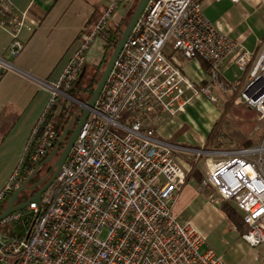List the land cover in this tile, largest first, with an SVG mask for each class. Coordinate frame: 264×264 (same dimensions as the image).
Listing matches in <instances>:
<instances>
[{"label": "built area", "instance_id": "built-area-1", "mask_svg": "<svg viewBox=\"0 0 264 264\" xmlns=\"http://www.w3.org/2000/svg\"><path fill=\"white\" fill-rule=\"evenodd\" d=\"M27 16L0 0V28L11 35V58L25 48L21 36ZM96 32L75 52L57 85L48 86L52 98L26 149V176L35 174L53 150L58 120L46 124L47 115L56 96L67 99L66 90L80 78ZM178 55L208 63V79L200 89L177 64ZM229 57L241 74L234 82L223 76ZM215 89L264 121V40L256 51L244 48L205 17L201 0H151L41 206H29L36 219L27 238L8 240L0 234L1 258L13 264H226L214 251L203 250L205 238L190 222L174 215L179 192L198 169L216 201L241 214L248 227L242 240L252 248L264 245V141L236 149H186L159 139L137 117L155 109L176 115L190 100L188 92L217 103ZM179 154L193 157L195 166L186 171ZM19 169L7 190L25 182Z\"/></svg>", "mask_w": 264, "mask_h": 264}, {"label": "crops", "instance_id": "crops-1", "mask_svg": "<svg viewBox=\"0 0 264 264\" xmlns=\"http://www.w3.org/2000/svg\"><path fill=\"white\" fill-rule=\"evenodd\" d=\"M69 1L76 3L78 0ZM134 1L86 0L93 9L86 17L88 18L87 25H85L84 30L73 34V41L70 44L59 47L52 33L60 23H63L64 15H59L60 12L57 9L61 7L64 0H8L17 13H27L28 28L21 36L25 48L17 58H11L7 53V48L12 40L11 35L0 28V202L7 188L12 185L13 179H15L25 158V152L34 129L51 101L52 92L47 85H57L75 52L87 38L95 34L96 31L92 32L87 28L95 22H97L96 26H99L100 14L102 15L101 18H106L111 16L119 6L123 7L122 22L129 14ZM222 1L201 0L205 17L223 33L238 41L244 48L256 51L264 40V34L252 43H246L247 39L237 36L233 25L223 16L214 18L207 15L206 9L214 3ZM121 22L115 26L120 25ZM102 27L108 26L103 25ZM3 60L10 65L3 64L1 62ZM177 64L197 89L208 79L209 65L202 58L188 60L178 55ZM38 71H45L46 73L37 76L29 74V72ZM223 76L229 82L237 81L241 77L234 65L233 57L224 61ZM214 94L219 99L217 103L209 102L203 95H193L192 92H188L187 99L190 100L181 112L170 116L160 109H155L149 113V123L145 127L146 129H154L159 139L169 142L186 127L182 135L173 144L186 149L223 150L225 145L222 140L223 138L227 139L226 134L223 133L221 135L223 138L214 140L211 139V136L215 134L220 120L219 107L226 99L225 97L228 98L229 96L223 94L219 89H215ZM233 117L236 124L238 119ZM237 127L245 136L243 130L239 126ZM255 131H257L256 128ZM252 133L249 138H251ZM251 139L253 140V138ZM213 145L214 147H212ZM180 155L178 156L179 162L186 171L191 166H195V163L190 159L185 160ZM200 165L202 167V164ZM197 171L202 175L200 169ZM194 173L189 175L185 187L179 192L174 203L175 216L181 222H190L204 236L203 250L214 251L213 248L208 247L207 239L216 232L219 234L220 242H224L223 244H234L242 248L246 244L235 226L222 211L223 203L216 201L218 195L210 186H205L203 182L199 183L193 177ZM236 212L241 218V214ZM180 216L184 217L180 219ZM225 260L227 264H230L227 258ZM0 264L13 263L11 259H3L0 256Z\"/></svg>", "mask_w": 264, "mask_h": 264}, {"label": "rangeland", "instance_id": "rangeland-1", "mask_svg": "<svg viewBox=\"0 0 264 264\" xmlns=\"http://www.w3.org/2000/svg\"><path fill=\"white\" fill-rule=\"evenodd\" d=\"M138 2L139 0H135L132 3L130 12L129 14H127L126 19L124 20L122 31L125 29L126 24L134 13ZM57 10L58 12H60L59 15H64V19L63 23L59 24L58 28L53 31L52 35L55 36V41L58 42L59 47H64L65 45H68L73 41V34L75 32L79 33L80 31L84 30L85 25H87L88 23V18L86 17L88 13H90L93 9L86 2V0H84L83 2L82 0H78L76 3H71L69 0H64V3H62L61 7ZM206 11L209 17L213 16L215 18L223 16L233 25L234 32L237 36H242L247 39L246 43H252L258 37L264 34V3H262L260 0H243L238 4H232L228 0H223L220 3H214V5L206 9ZM123 12L124 8L119 6L109 17L101 18L102 15L100 14L99 19L101 20L99 21L98 25L114 27L121 22ZM96 23L97 22L93 23L87 29H89V31L95 32L96 30H98ZM102 26L101 28H103ZM62 27L63 30H61ZM91 42L92 43H90V48L87 52L86 61V63L88 62L89 66H91V64H96L101 59L100 57L104 44L103 39L100 36H94ZM51 57L52 56L50 55V58ZM92 72V68L89 67L87 69L86 75L83 77L82 82L84 87L88 85V81L90 80ZM43 73L45 74L46 72H29V74L33 76H37L38 74ZM58 96L63 97L60 94ZM85 97L86 95L82 92L76 99L82 101L83 99H85ZM225 98L226 99L219 107L221 115L217 125L216 135L218 139L223 133H225L227 136V139L221 137L223 138L222 142L225 145V147L222 148L223 150L240 148L243 147L241 145V142L245 139V136L242 135L240 129L234 123L235 118L230 113V109L238 106H235L231 102V97ZM67 99L72 102L69 98ZM141 115H137V117H139V119L143 123L144 128H146L145 126L149 123V114L142 116ZM257 121L258 124L256 129L258 130H254L251 136V138H253L254 140V145H258L264 141V121H261L260 119H258ZM212 147H214V145ZM180 156L185 160H193V157H191L190 155ZM57 157L53 158V161L57 160ZM26 197L27 193L24 192L19 197V199H24ZM182 217L180 216V219ZM218 236L219 234L217 232L211 234V237L207 239L208 247L213 248L216 255H218L219 257L221 256L226 264V258L228 259V262L230 264H264V245L252 248L245 243L246 245L241 248L238 245L234 244H223L224 242H220Z\"/></svg>", "mask_w": 264, "mask_h": 264}, {"label": "trees", "instance_id": "trees-1", "mask_svg": "<svg viewBox=\"0 0 264 264\" xmlns=\"http://www.w3.org/2000/svg\"><path fill=\"white\" fill-rule=\"evenodd\" d=\"M123 25H124V21H122L121 24L118 26L103 27V28H100L96 32V35L100 36L104 42L103 50H102L101 57H100L101 59L96 64H91V66H89L88 62L84 65L83 77L86 75L87 69L89 67H91L93 70L92 75L90 77V80L88 81V85L84 87L83 82H82L83 77H82V79L79 78L77 80V82H75V84L71 88L66 90V92L68 93V95L70 97L76 99L79 96V94L83 92L86 95V97H85V99L82 100V102L87 103L89 101V99L91 98V96H92V94H93V92H94V90H95V88L99 82L101 75L103 74V72H104V70H105V68L109 62V59L112 56L113 51L116 48L117 42L119 41V39L121 37ZM83 71H82V73H83ZM203 85L204 84H202L200 86V88ZM79 110H80L79 107L77 105L73 104L72 102H70L68 99H66L64 97L56 96L54 105H53L51 111L49 112V114L47 115L45 123L46 124L49 123L52 120V118H54V117H56L58 120V123L56 126V142H55V146L57 145V151H58L57 156H60L61 153L63 152L74 127L77 126V124L79 123V121L81 119V114H78ZM230 113L232 116H235L238 119V121H236V125L239 126L243 130V132L246 136L245 140L242 142V146L243 147L254 146V141L251 138H249V135L257 127V124H258L257 119L259 116L258 113L255 110H253L249 107H246V106L232 108V109H230ZM128 116H129L128 114H125L124 119H126ZM72 120H73L72 126H71V129H70L67 137L65 138V140L63 142L60 143V139H61L67 125ZM215 128H216V126H215ZM185 129H186V127L183 128L180 132H178L171 139L170 142L175 143V141L182 135V133ZM211 139L212 140L218 139L216 132H215V134H213L211 136ZM35 147H36V143L35 142L31 143L29 145V151L30 152L34 151ZM196 149H200V148H196ZM50 153L37 164L36 169L48 158ZM29 169H30L29 159H27V157H25L24 162L19 169V178H26L25 179V181H26L29 177V176H26V172ZM193 177H195L199 183L203 182V177H202L200 172H198V171L195 172L193 174ZM37 179L38 178L34 176L30 182V185L36 184L38 181ZM14 191H15V189L13 187H11V189L7 190L5 195L1 199L0 214L6 208L8 202H9V199L12 196V194L14 193ZM28 198H29V196L27 195V197L24 199H18L17 204L23 203ZM221 208H222V211L227 215L229 221L235 226V228L237 229V231L241 237L245 233H247V231H248L247 225L243 222V220L240 218L238 213L227 202H224L223 205L221 206ZM20 215L21 216L18 219L7 222L3 226V228L0 230V234L4 238H6L8 240H14V239L21 240V239L27 238V235H28L29 231L31 230V228L33 227V224L35 222L36 215L30 210V207L27 210H24L23 212H21Z\"/></svg>", "mask_w": 264, "mask_h": 264}, {"label": "water", "instance_id": "water-1", "mask_svg": "<svg viewBox=\"0 0 264 264\" xmlns=\"http://www.w3.org/2000/svg\"><path fill=\"white\" fill-rule=\"evenodd\" d=\"M151 2V0H139L134 13L132 14L131 18L129 19L128 23L126 24L125 29L122 31L121 37L119 39V41L117 42L116 48L112 53V56L103 72V74L101 75L99 82L91 96V98L89 99V101L87 103H83L82 101L72 98L70 97L68 94L65 93L66 97L69 98L75 105H77L79 107V112L78 114H81V119L79 121V123L77 124L74 132L72 133L65 149L63 150V152L61 153V155L58 158V161L55 164V167L57 168L56 173L54 174V176L52 178H50L46 183L45 179L37 182L36 184L33 185V187L29 188L28 184L31 182L32 178L34 176L37 175L39 169L44 165L47 164L49 162H51L53 160V158H55L58 154L57 151V145L53 147L52 152L50 153V155L48 156V158L37 168V172L31 176L28 177V179L18 188L14 191V193L12 194V196L9 199V202L6 206V208L4 209V211L0 214V225L7 221L8 219H10L12 216H14L17 213H21L24 210H27L29 206L36 204L37 206H41L42 204V197L43 194L46 192V190L52 185V183L56 180L61 168L63 167V165L65 164V162L67 161L74 145L75 142L81 132L82 127L84 126V124L87 122V120L89 119L92 110L95 108V105L100 97V95L102 94V91L104 89V86L114 68L115 62L119 56V54L121 53L126 41L128 40V38L131 35L132 30L134 29V27L136 26V24L138 23L139 19L143 16L144 12L146 11L149 3ZM84 75V71L80 76V79H82ZM50 86V85H47ZM58 92H60L59 90H57ZM72 122L73 120L67 125L61 139H60V143L63 142L65 140V138L67 137L71 126H72ZM44 183V185L40 188L39 191H37L31 198H29L28 200L24 201L21 204H17L19 197L27 191H31L34 190L36 188H38L40 185H42Z\"/></svg>", "mask_w": 264, "mask_h": 264}, {"label": "flooded vegetation", "instance_id": "flooded-vegetation-1", "mask_svg": "<svg viewBox=\"0 0 264 264\" xmlns=\"http://www.w3.org/2000/svg\"><path fill=\"white\" fill-rule=\"evenodd\" d=\"M75 128H76V126L74 127V129H73V131H72V133L74 132V130H75ZM72 133H71V135H72ZM71 135H70V137H71ZM70 137H69V139H70ZM69 139H68V141H69ZM68 141H67V143H68ZM67 145V144H66ZM66 147V146H65ZM65 149V148H64ZM57 157V156H56ZM58 158H59V156L57 157V160H55V161H51V162H49V163H47V164H44L40 169H39V171H38V173H37V175L35 176V177H37L38 179V181L37 182H39V181H41V180H43V179H45L46 178V180H45V182L44 183H46L50 178H52L53 176H54V174L56 173V171H57V168L55 167V164H56V162L58 161ZM44 183L42 184V185H40L38 188H36V189H34V190H31V191H27L26 193H27V195L29 196V198H31L37 191H39L40 190V188L44 185ZM34 185V184H33ZM33 185H30V183L28 184V187L29 188H31V187H33ZM34 192V193H33ZM28 198V199H29ZM27 199V200H28Z\"/></svg>", "mask_w": 264, "mask_h": 264}]
</instances>
